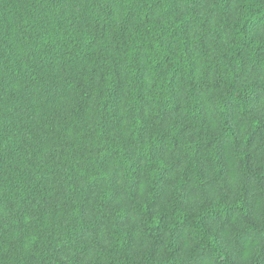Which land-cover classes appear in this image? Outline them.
I'll use <instances>...</instances> for the list:
<instances>
[{"label":"trees","instance_id":"trees-1","mask_svg":"<svg viewBox=\"0 0 264 264\" xmlns=\"http://www.w3.org/2000/svg\"><path fill=\"white\" fill-rule=\"evenodd\" d=\"M0 264H264V0H0Z\"/></svg>","mask_w":264,"mask_h":264}]
</instances>
